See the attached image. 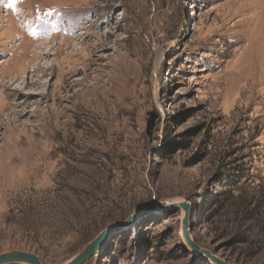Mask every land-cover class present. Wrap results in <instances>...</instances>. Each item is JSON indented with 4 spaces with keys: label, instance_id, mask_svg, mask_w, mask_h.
<instances>
[{
    "label": "rangeland",
    "instance_id": "374dc122",
    "mask_svg": "<svg viewBox=\"0 0 264 264\" xmlns=\"http://www.w3.org/2000/svg\"><path fill=\"white\" fill-rule=\"evenodd\" d=\"M160 202L264 264V0H0V254L213 264Z\"/></svg>",
    "mask_w": 264,
    "mask_h": 264
},
{
    "label": "water",
    "instance_id": "95a60500",
    "mask_svg": "<svg viewBox=\"0 0 264 264\" xmlns=\"http://www.w3.org/2000/svg\"><path fill=\"white\" fill-rule=\"evenodd\" d=\"M158 205H166L173 208V210L181 209L183 212V218L181 221L182 225V236L184 241L193 249V251L201 256H204L213 264H229L228 262L221 260L209 251L199 247L191 238L190 235V214L191 207L187 202H178V203H157ZM142 213L139 212L136 215L130 217L128 221H131L139 217ZM127 221V222H128ZM105 231H103L95 240L89 243L84 247L80 252H78L70 261L65 264H82L91 253L102 243V238ZM0 264H45L41 259L34 253L22 251V250H12L0 254Z\"/></svg>",
    "mask_w": 264,
    "mask_h": 264
},
{
    "label": "trees",
    "instance_id": "16d2710c",
    "mask_svg": "<svg viewBox=\"0 0 264 264\" xmlns=\"http://www.w3.org/2000/svg\"><path fill=\"white\" fill-rule=\"evenodd\" d=\"M89 225H92V224H89ZM92 230L93 229H90V227H87V228L84 227L82 229H78V231L76 232V234L78 235L77 242H80V241L86 242L88 240L87 238L89 237V235L92 234L91 233Z\"/></svg>",
    "mask_w": 264,
    "mask_h": 264
},
{
    "label": "bare ground",
    "instance_id": "6f19581e",
    "mask_svg": "<svg viewBox=\"0 0 264 264\" xmlns=\"http://www.w3.org/2000/svg\"><path fill=\"white\" fill-rule=\"evenodd\" d=\"M28 85V84H27Z\"/></svg>",
    "mask_w": 264,
    "mask_h": 264
}]
</instances>
